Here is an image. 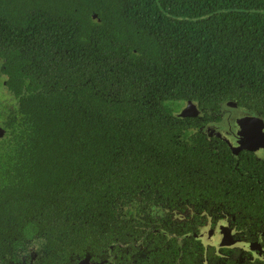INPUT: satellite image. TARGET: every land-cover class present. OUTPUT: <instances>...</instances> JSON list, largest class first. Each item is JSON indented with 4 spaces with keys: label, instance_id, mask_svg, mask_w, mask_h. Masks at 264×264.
I'll list each match as a JSON object with an SVG mask.
<instances>
[{
    "label": "trees",
    "instance_id": "1",
    "mask_svg": "<svg viewBox=\"0 0 264 264\" xmlns=\"http://www.w3.org/2000/svg\"><path fill=\"white\" fill-rule=\"evenodd\" d=\"M0 58V264L124 254L137 183L189 179L223 103L264 116V0H0Z\"/></svg>",
    "mask_w": 264,
    "mask_h": 264
},
{
    "label": "flooded vegetation",
    "instance_id": "2",
    "mask_svg": "<svg viewBox=\"0 0 264 264\" xmlns=\"http://www.w3.org/2000/svg\"><path fill=\"white\" fill-rule=\"evenodd\" d=\"M193 118L202 119L201 112ZM218 121L217 114L202 125ZM202 125L193 130L198 143H189L196 156L189 179L139 182L123 204L118 215L138 230L118 244L124 254L111 245L105 258L86 256L76 264H264V159L233 151L201 133ZM40 249L33 241L13 264H37Z\"/></svg>",
    "mask_w": 264,
    "mask_h": 264
},
{
    "label": "water",
    "instance_id": "3",
    "mask_svg": "<svg viewBox=\"0 0 264 264\" xmlns=\"http://www.w3.org/2000/svg\"><path fill=\"white\" fill-rule=\"evenodd\" d=\"M93 17L95 18V15ZM3 62L0 58V65ZM181 105L184 107L180 115L182 118L197 116V108L190 101H183ZM219 116V122L204 126L202 132H211L225 141L233 151L247 149L258 158L264 159V124L260 115L238 106L233 101H227L221 105ZM4 135L5 131L0 127V139Z\"/></svg>",
    "mask_w": 264,
    "mask_h": 264
},
{
    "label": "rangeland",
    "instance_id": "4",
    "mask_svg": "<svg viewBox=\"0 0 264 264\" xmlns=\"http://www.w3.org/2000/svg\"><path fill=\"white\" fill-rule=\"evenodd\" d=\"M0 100H2V98H1ZM181 108H183V106H182V105H181ZM232 117H235V116H232ZM222 123H223V122H221V125H222ZM261 157H262V155H261Z\"/></svg>",
    "mask_w": 264,
    "mask_h": 264
}]
</instances>
